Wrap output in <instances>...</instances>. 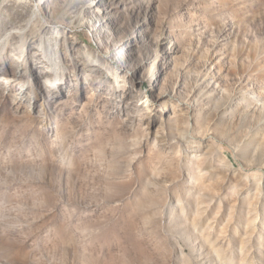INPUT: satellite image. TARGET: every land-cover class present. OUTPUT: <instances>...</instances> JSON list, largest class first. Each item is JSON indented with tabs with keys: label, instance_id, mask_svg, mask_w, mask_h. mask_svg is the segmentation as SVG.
I'll use <instances>...</instances> for the list:
<instances>
[{
	"label": "rangeland",
	"instance_id": "1",
	"mask_svg": "<svg viewBox=\"0 0 264 264\" xmlns=\"http://www.w3.org/2000/svg\"><path fill=\"white\" fill-rule=\"evenodd\" d=\"M0 264H264V0H0Z\"/></svg>",
	"mask_w": 264,
	"mask_h": 264
}]
</instances>
